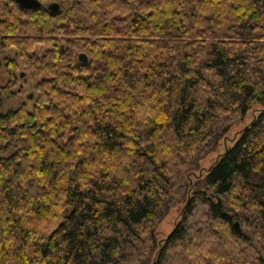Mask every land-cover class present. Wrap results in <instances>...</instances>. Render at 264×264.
<instances>
[{
  "label": "trees",
  "instance_id": "trees-1",
  "mask_svg": "<svg viewBox=\"0 0 264 264\" xmlns=\"http://www.w3.org/2000/svg\"><path fill=\"white\" fill-rule=\"evenodd\" d=\"M39 1L0 0V264H264V0Z\"/></svg>",
  "mask_w": 264,
  "mask_h": 264
},
{
  "label": "rangeland",
  "instance_id": "rangeland-1",
  "mask_svg": "<svg viewBox=\"0 0 264 264\" xmlns=\"http://www.w3.org/2000/svg\"><path fill=\"white\" fill-rule=\"evenodd\" d=\"M50 4V3H49ZM48 4V5H49ZM47 5V6H48ZM54 8L48 9L53 14L59 12L60 6L58 2H55ZM48 47V45H44L39 49V53L44 52ZM10 53V54H9ZM9 54V56L13 57L14 53L12 51L3 52L0 48V60L2 64H4L5 56ZM21 74L24 73L25 70H20ZM9 81V74L7 72V69L4 67L0 70V85L5 86ZM22 86L20 91L17 94V97L11 101H7L4 104L3 112L8 110L16 109L19 105L26 103L28 106H32L33 103V90H34V83L31 80L30 76H28L26 73L22 74L21 79L18 81V87ZM18 90V89H17ZM251 121V115H249L245 121L236 123L230 130L229 134L227 135V138H224L220 145L217 147V149L211 153H209L206 157L199 160L197 168L195 171H192L190 174L187 175L186 180L189 181V183H192L194 181H197L196 176L202 175L203 173L206 174V171L212 166V164L219 159V156L223 154L226 150V148L229 146H233L234 141L233 139L236 137V133L240 131L242 128H244L249 122ZM191 180V181H190ZM190 193V191L188 192ZM206 195L207 193L204 192ZM187 198H190V195L187 196ZM186 201L182 198L180 202L176 203L169 211L167 216L164 218V220L159 224L157 231H156V239L158 241V244H162L163 240L168 238L170 233L175 229V226L179 220V217L181 213L183 212Z\"/></svg>",
  "mask_w": 264,
  "mask_h": 264
},
{
  "label": "water",
  "instance_id": "water-1",
  "mask_svg": "<svg viewBox=\"0 0 264 264\" xmlns=\"http://www.w3.org/2000/svg\"><path fill=\"white\" fill-rule=\"evenodd\" d=\"M21 9H25V10H35V9H39V8H46V9H52L54 8V3L55 2H51L48 6L44 5L41 3V1L39 0H13ZM79 61L86 63L88 61V57L86 54L81 53L79 55ZM234 228L236 229V231L238 233L241 232V228L239 223H235L234 224Z\"/></svg>",
  "mask_w": 264,
  "mask_h": 264
}]
</instances>
